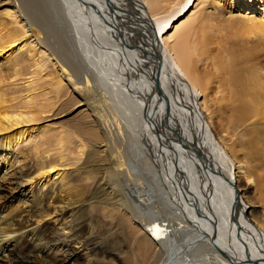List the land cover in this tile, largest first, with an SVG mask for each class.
<instances>
[{"label":"bare ground","instance_id":"6f19581e","mask_svg":"<svg viewBox=\"0 0 264 264\" xmlns=\"http://www.w3.org/2000/svg\"><path fill=\"white\" fill-rule=\"evenodd\" d=\"M41 1L44 3L42 8L50 12L49 21L55 24L52 32L37 25L38 20L26 0H7L5 3L3 0L2 4L10 5L11 10L15 8L9 17L16 24L29 23L45 33V40H42L38 31L37 41L59 63L60 70L67 73L65 75L72 83L74 93L76 91L82 100L80 103L85 102L84 111L89 112L90 122L79 126L77 133L89 136L84 138V145L76 141L78 145L73 162L69 163L78 165L82 162L77 171L84 175L87 170L88 177L84 175L86 187L75 193L71 191L75 188L73 184L65 190L64 186L59 188L50 179L42 182L40 187L32 188L34 179L55 170L63 154L50 146L52 155L47 157L49 142L31 144L34 140L30 137L31 132L8 134L7 147L0 143V150H8L19 143L25 145L26 142L31 145L29 157L33 163L15 172V180L7 182L11 191L24 199V209L20 214L9 218L0 215V250L10 252L7 263L80 264L83 255L77 254L74 247L80 245L88 251L89 264H264V204H261V215L256 217V211L247 208L239 197L241 192L235 187L234 175L230 172L234 165H237L239 176L242 170L247 169L252 156L247 148V138L252 139L264 132V61L260 54L264 48L255 47L264 44V19L246 15L225 20L217 16H202L204 4L216 7L223 0H198L195 6L198 9L195 8L176 27L171 22L184 16L190 9L191 0ZM221 21L227 27L213 30L216 26L213 22L220 24ZM171 28L174 32L168 36ZM55 32L60 38L69 36L73 45L71 48L68 45L65 58L57 54L48 40L47 34L54 37ZM226 34L240 36L238 39L245 44L255 39L257 42L255 48H240L225 61L230 92L223 94L222 98L230 96L233 99L221 106L227 110L230 124L217 135L222 141L221 146L214 140L209 127L210 124L217 129L214 116L208 117L206 123L202 114L203 111L207 113V108L203 102H198L195 91L203 93L207 90L205 85L209 79L205 80L198 70L205 61V52L211 50L212 37L226 44ZM18 38V35H10L1 39L0 53ZM223 44H216V48L220 50ZM238 53L242 57H237ZM78 65L83 70L82 77L86 74L84 81L89 79L86 84L91 78L93 83L102 86L108 83L110 91H113L111 94L118 95L124 91L132 99V105L135 104V122L126 130L131 133H121L120 126L114 123L119 126V136L114 134L115 139L126 137L132 143L139 142L141 155L148 158L153 166L158 165L159 157H165L153 151L165 150L167 158L163 161H167L162 164L166 165V168L163 166L167 169V176L163 173L162 181L170 201L167 209L162 208L170 210V214L167 212L169 215L160 214L159 200L146 190L137 189L133 196L129 194L126 197L114 193L112 188L107 192L120 172L129 170L132 164L136 165V155L124 158L120 153H114L116 163L110 166L112 150L107 143L110 138L107 139L106 130L99 125L103 126L102 114L95 112L92 102L89 104L88 85L85 90L78 86L81 83L75 72ZM5 97L0 92V133L13 130L23 120L11 107H3ZM117 101L121 103L123 100ZM218 101L223 103L221 98ZM151 121L155 126L154 133L158 130L160 135V138L155 136L156 142L150 136L152 134L149 135L153 138L151 140L147 135L146 127ZM232 125L234 127L230 128ZM250 127L253 128L248 130ZM227 136L230 140L225 139ZM25 137L30 138L23 142ZM231 138L235 141L231 142ZM157 142H160V148H157ZM151 146L155 147L154 150ZM244 149L246 155L240 159L237 154ZM14 156L17 159V155ZM162 164H159V171L164 172ZM244 172L246 182L255 178L251 172ZM250 188L247 183H242V192L250 191ZM63 189L66 194L62 197ZM82 196L84 201L80 200ZM45 213L51 214L54 221L45 219L48 216ZM143 218H147L149 223L143 222ZM43 221L55 225L49 229ZM115 232L130 245L123 246L119 239L120 250L116 254H108L105 245L111 237L116 239ZM100 236L107 239H100ZM37 258L45 260L41 263Z\"/></svg>","mask_w":264,"mask_h":264},{"label":"rangeland","instance_id":"374dc122","mask_svg":"<svg viewBox=\"0 0 264 264\" xmlns=\"http://www.w3.org/2000/svg\"><path fill=\"white\" fill-rule=\"evenodd\" d=\"M6 1L7 0H4V3ZM26 1L31 12H33L34 16L38 20L37 25L39 24L41 27L52 32L51 28H55V24L52 25V23L54 22H52V20L49 21L50 12L42 8V5L44 3L41 0ZM191 1L192 3L190 5V9L187 12L185 11L186 13L183 14L184 16L180 17V20L179 18L178 21L173 20L171 22L173 23L172 26L176 27L180 22L186 20L191 12L195 10V8L198 9L195 6L199 3V1ZM220 1L218 2L220 3ZM2 3L3 0H0V40L10 35H18L19 38L17 42H15L13 45L5 47V50L0 53V92L6 96V101L3 107H11L14 112H17L18 115H21L23 120L21 124L17 127H14L13 130L7 131V133L1 132L0 143H3L4 146L7 147L5 144L9 140V138H7L9 133L14 134L24 132L32 133V136L30 137L34 139L33 141H35V143L31 140V144L40 142V144L42 145L43 143L48 141L49 151L46 156L50 157L52 155L50 146L54 149H59V152H61L63 156L61 160H59L57 164L58 166H56L55 170L50 172L49 175H43L42 177H40V179H34L32 188L36 189L37 186H41L42 182L44 183L45 181L46 183V180L50 179L52 181H55L57 185H59V188H63L64 186L65 190H67V187L69 185L73 184L75 188L71 191L75 193L76 190L86 187V177H88V174L87 170H85L86 174L84 175L86 177H84L83 174L77 171L81 168L80 165L82 162H80V164L78 165H71L69 162H73L72 158L75 155L74 152L76 150V145H78L76 141L84 145V143H86V140H84V138H87V136H89H79L77 133V129L79 128V126L90 122V118L88 116L89 112L84 111L85 102L83 101L80 103V101L82 100L79 96H77L76 91V94L74 93V87H72V83H70V81L68 80V77L66 76L67 73H63L60 70L59 63H56L57 61H54V59L51 58L52 55H50L49 52L46 51L47 48L45 50V48L37 41L36 33L40 31V38H42V40H45V33L35 25H29V23L27 25H24V22H18L16 24L14 20L9 17V14L13 13L15 8L14 10H11L10 5H4ZM204 9L205 10L202 16L207 15L206 17L211 18L217 16V18H223L225 20L227 18L234 19L238 16L242 18L244 15H246L249 16V18L255 17L254 19L257 20L264 19V0H223L220 5L216 7L211 5L206 6V4H204ZM40 15L41 18H39ZM176 21L177 23H175ZM213 24L216 25L214 28H212L215 31L227 27V25L223 24V21H221L220 24L215 22H213ZM170 30L167 34L168 36H170L171 33L174 32L173 28H171ZM206 31H209V29L206 28ZM50 33L49 35L47 34L49 42L54 46V48H56L55 50L57 54H60L65 58L67 56L66 53L68 45L70 48L71 46H73L71 44V41L69 42V36H63L62 38H60L58 33L56 34L55 32L54 37H50ZM214 34L215 33H211L210 35ZM226 35L228 37L226 44L219 43L220 40L212 37V40L214 42L211 45L212 47H210L211 50L205 52V61L202 62L203 65L198 70V73L201 74L205 80L209 79L208 83L205 85V89L207 90H205L203 93H200V91H195V93L198 94V102H203L205 104V107L207 108V113L203 111L202 114L204 120L207 121L206 123H208V117L212 115L214 116V126L217 129H215L213 126H210V124L209 127L211 128V134L214 137V140H216V142H218L220 145L222 144V141L218 140L219 136L217 137V135L219 134L220 130L225 131V129H227L230 125L227 120V110L224 108L221 109V106L223 104H227L228 101L231 102V100L233 99L230 96H228L227 98H222L223 94H228L230 92L229 73L225 61H228L230 58H232V55L240 48L244 50L250 47H257V49H261L262 47L264 48V44L263 46L261 45L254 47V44L257 42L256 39L245 44L238 39V37L240 36L235 35V37H233L231 34ZM61 40L62 42L59 43ZM216 44H223V46L220 50H218L216 48ZM249 54L251 55V53ZM260 54L262 55L261 60L264 61V49ZM236 56L242 57L241 53H238ZM76 68L77 70L75 72H77V77H79L81 82L78 83V86H81L80 88H83V90H85L86 86L88 85V89L86 90L87 93L90 94H87L89 95V104H91L92 102L91 106L94 107L95 112L97 111L99 114H102L101 119L103 118L102 121L104 127L101 123H99V125L101 129L106 130L107 139L110 138L107 142L110 145V148L112 150L111 155L113 157H111L110 162H112V164H110V166H115L116 163V159H114L113 156L114 153L115 155L117 153H120L119 155L124 158H132V156L134 158V155H136L134 158V160L136 161V165L132 164L129 170L124 169V171L120 172L119 175L116 174L117 176L115 180H117H113V183L110 185L109 189H106L107 192H110V189L112 188L114 193H120L121 195L126 197V195L129 194L133 196V191H136L137 189L140 191L142 190V192L146 190L148 192H151L156 200H159V202L156 203L158 206H161L160 214H165L164 216L169 215L171 211H165V209H167L166 207L169 204L170 198H168V191H166L164 180L162 181L164 177L162 176L163 173L167 176V169H165L166 165L162 164L167 161V159L166 161H163L165 158H167V156L164 155L165 150L163 149V152L161 149L154 150L153 148L155 147L151 146V149L154 150L153 152L157 153L158 156H160L159 153L162 155L161 157L165 156L164 158L159 157L157 161L158 165L155 164L156 166H153V163L151 164L148 158L144 157V155H141V145L139 144V142L132 143L126 137H124L123 140L120 139L121 141L115 139L114 134L118 133L117 128L119 126L121 129V133L124 134L127 133L128 131L126 130L130 129L131 125L134 124L135 111L137 110L136 107L134 108L135 104L133 103L134 106L132 105V99L127 95V93L125 94L124 91L120 92V94L118 95L116 93H114V95L111 94L113 91H110L108 83L106 84V86H102L96 82L93 83L91 78L89 84H86L85 82L89 81V79L84 81V77L86 76V74L84 73V77H82L81 73L83 72V70L80 69L79 65ZM262 74H264V71ZM73 80L75 79L73 78ZM218 83H222L223 85L219 86ZM83 84H86L85 87ZM123 94L125 95V98L123 97ZM119 95L122 97L119 98ZM115 98H117L119 102H121V100L125 102L122 103V101L121 106V103H118ZM218 98H221V102L223 103L220 104ZM125 99L128 101L126 102ZM125 106L126 108H124ZM126 109L128 112L124 111ZM232 117L236 122L234 114L232 115ZM152 121L148 122L147 124V135L149 136L150 134H152L150 136H153L155 138V136L159 135V132H157L158 130H156V133H154L155 126L152 124ZM114 123H117V125L119 126ZM232 127H234V125H232L230 128ZM253 127L248 128V130ZM152 129L154 131H152ZM149 130L151 131V133H148ZM110 132H112L113 134ZM129 132L127 134L131 133ZM150 136L149 138H147L149 140L153 139ZM223 136L224 135H221V137ZM30 137H25L23 142ZM227 137H225V139L230 140L229 136ZM72 138L73 141L71 140ZM231 139V142L235 141L234 138ZM156 141L157 137L155 138V142ZM24 143L25 145L23 143H19L17 146L13 145L8 150H0L2 159V161H0V189H2L0 190V215L4 214L8 218L10 216L20 214L24 209V199H22L18 195H15V193L11 191L10 184L7 183L10 179L15 180V172H20L23 168H25V166L33 163L32 160L30 161L29 157L31 156L30 154L32 151L31 145H28L26 142ZM247 143V148L251 150L252 155L246 165L247 169L242 170L240 172L241 176H239L238 171L236 170L237 165H234L233 167H231L230 172L234 175L233 181L235 183V187L238 189L239 193L241 192V194H239V197L242 199V201H244V204L247 206V208L249 207L250 210L256 211V213L258 214L256 215V217H258L259 215H261V212L263 210L262 205L264 204V132L258 134V136L252 137V139L250 137L247 138ZM133 144L136 146H134ZM156 144L157 148L161 147L160 142H157ZM158 144H160V147H158ZM104 149L105 148H103L102 150ZM68 150L71 151V154L68 153ZM160 150L163 154L159 152ZM246 152V149H244L237 155L240 159H242V157L246 155ZM14 155H17V159L14 158ZM159 160H162V162H160ZM159 162L162 164V166L165 165V168L164 166L162 167L164 172H162V170L159 171L161 169V165H159ZM157 166H160L159 169L157 168ZM244 171L251 172L255 178L250 182H246V174ZM244 182L251 187L250 191L248 190L246 192H242L241 186ZM166 184L168 185V182ZM113 186L115 187V189ZM45 187L47 188V185ZM64 189L63 192L61 191L62 197L66 194V192H64ZM171 190L172 189H170V191ZM171 192L173 194L174 191L172 190ZM9 196H11V198H9ZM83 199L84 196H82L80 200ZM174 199L177 200L176 197ZM172 202L174 203L175 201ZM162 207H164L165 209H163ZM250 210L248 212H250ZM53 211H55L54 208ZM167 212L169 214H167ZM45 214L48 215V213ZM45 219H47L49 222L54 221L51 214L45 217ZM49 222L43 221V224L50 229L51 227H54L55 224ZM143 222L147 224L149 223L147 218H143ZM114 237H116V239L111 237V239L106 242L105 248L108 254H111V252L112 254H116L120 250V243L123 246L130 245V243L124 242L121 238H119L118 232H115ZM104 238L106 237L100 236V239ZM74 247L76 248L77 254L83 255L79 260L80 264H89L91 260L88 251H84V247H80V245H75ZM9 254L10 252H7L6 250H0V264H8L7 258ZM40 256L41 255H39V257ZM37 259L38 262L41 263L43 260H45L44 258ZM105 259L108 260V257L106 256Z\"/></svg>","mask_w":264,"mask_h":264}]
</instances>
